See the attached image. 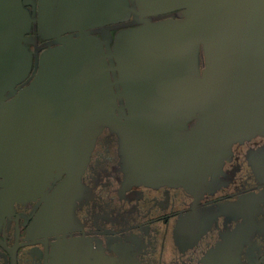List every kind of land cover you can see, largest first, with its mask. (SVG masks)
Returning <instances> with one entry per match:
<instances>
[{
  "label": "water",
  "instance_id": "95a60500",
  "mask_svg": "<svg viewBox=\"0 0 264 264\" xmlns=\"http://www.w3.org/2000/svg\"><path fill=\"white\" fill-rule=\"evenodd\" d=\"M21 3L37 0H0L5 199L42 196L54 208L105 128L119 137L130 183L195 196L218 188L234 144L264 136V0H39L38 20ZM131 17L138 26L112 48L106 26ZM33 22L58 43L34 70L38 49L23 43ZM64 175L61 194L48 193Z\"/></svg>",
  "mask_w": 264,
  "mask_h": 264
},
{
  "label": "flooded vegetation",
  "instance_id": "af4514ba",
  "mask_svg": "<svg viewBox=\"0 0 264 264\" xmlns=\"http://www.w3.org/2000/svg\"><path fill=\"white\" fill-rule=\"evenodd\" d=\"M21 4L39 19V0ZM178 13L152 19H176ZM132 20L106 26L112 48L118 33L138 26L129 24ZM96 35L103 39L102 32ZM23 38L31 51L38 49L33 70L42 52L58 46L56 38L42 37L38 22ZM261 160L264 136L234 144L218 188L196 197L183 187L130 183L121 166L119 137L105 128L78 185L62 195L64 175L48 187V193L61 194L54 208L42 196L5 199L0 185V264H264Z\"/></svg>",
  "mask_w": 264,
  "mask_h": 264
}]
</instances>
